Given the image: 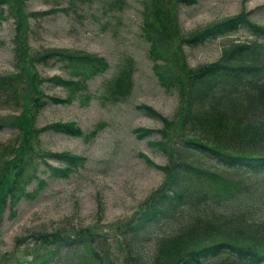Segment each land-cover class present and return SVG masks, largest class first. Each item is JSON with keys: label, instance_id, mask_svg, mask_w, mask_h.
Returning <instances> with one entry per match:
<instances>
[{"label": "rangeland", "instance_id": "374dc122", "mask_svg": "<svg viewBox=\"0 0 264 264\" xmlns=\"http://www.w3.org/2000/svg\"><path fill=\"white\" fill-rule=\"evenodd\" d=\"M11 1L13 8L18 9L12 15L5 13L0 20V76L16 75L23 66L18 61L22 58V78L28 81V75L30 81L34 80L35 91L66 98L69 95L66 88L46 81L52 75L66 76L65 63L53 60L42 63L43 54L54 50L96 55L105 59L106 67L90 76L85 88L71 96L69 102H43L37 109L32 108V90L24 84L21 98L28 113L0 109L2 121L25 116L31 124L27 135L11 125L0 129V153L4 154L0 167L5 172L8 169L9 173L18 160L25 173L14 200L5 204L1 216L0 264H31L35 254L41 257L49 248L38 244L34 239L37 234L59 235L73 231L79 232L81 237L74 240L78 246L64 260L67 264H104L103 257L110 258L109 254L116 264H140L159 254L157 250L163 244L158 242L157 245L160 237L181 228L198 210L204 212L211 205L215 213L228 214L237 207L240 194L225 199L205 196L208 199L198 204L181 206L174 218L159 220L140 254L131 250L132 245L129 248V244H120L121 231L134 224L149 200L164 189L163 180L167 176L153 164L167 167L171 162L169 156L146 143L147 139L158 138L156 132L140 138L136 129L157 130L163 133L160 140L165 146L176 147L173 136L177 122L181 121L179 114L184 102L182 95L180 98L176 92L163 89L153 74L148 43L140 30L144 0H72L73 5H69L70 0H22L19 6ZM176 1L169 3L172 19L177 22L175 32L181 37L176 47L183 50L186 65L192 70L218 60L222 51L233 43L252 39L239 29L194 47L183 45L184 38L193 32L240 11H250L251 19L264 25V0H199L193 6H182L179 14L175 11ZM34 11H44V14L29 17V12ZM16 14L20 15L22 28L25 23L28 29L29 22L30 32L28 39H22L18 37L27 33V29L20 31L15 38L20 39L19 44L13 49ZM30 56L42 62L33 65L35 62L27 61ZM27 96L29 101L25 102ZM139 105L148 106L160 119L146 114ZM63 122H73L80 134L68 135L50 129L49 125ZM27 136L33 156L24 158L23 153L29 152L28 149L17 159L12 156L13 152L20 139ZM62 152L83 157L82 164L70 169L65 177H48L44 162L61 165L42 153ZM39 153L41 155L37 156ZM191 158L192 162L217 174L223 171L209 159ZM18 172L12 173L9 180ZM33 172L29 178V173ZM244 177L245 192L255 200L253 216L264 219V173H249ZM94 235L101 238L99 243L94 241L93 244L94 239L98 240ZM222 258L202 264H221Z\"/></svg>", "mask_w": 264, "mask_h": 264}, {"label": "trees", "instance_id": "16d2710c", "mask_svg": "<svg viewBox=\"0 0 264 264\" xmlns=\"http://www.w3.org/2000/svg\"><path fill=\"white\" fill-rule=\"evenodd\" d=\"M14 1L18 6L22 3V0ZM171 1L144 0L140 30L148 43L147 54L158 84L168 92H176L180 98L182 95L184 99L179 114L181 121L179 119V123L177 122L173 136L176 138V147L165 146L160 140L163 139V133L157 130L136 129L140 138L156 132L158 138L147 139L146 143L169 156L171 162L167 167L153 164L167 176L166 180H163L164 189L156 198L149 200L146 209L141 210V214L136 217V224H131L121 231L120 244H129V248L132 245L131 250L140 254L142 248L144 249L143 243L149 241L154 232L155 224L161 219L174 218L181 206L195 205L208 198L225 199L237 193L240 194L237 197L240 203L235 209L228 214L215 213L211 205L204 212L200 213L198 210L181 228L160 237L157 245L160 242L163 244L157 250L159 254L140 264H202L220 256L224 257L221 264H264V219L253 216L255 200L245 192L247 183L244 177L249 173H264V26L251 21L249 11H240L193 32L187 39L184 38L183 45L194 47L238 29L246 30L254 39L232 44L222 51L218 60L192 70L186 65L183 50L176 47L181 37H177L175 32L177 22L172 19V10L169 8ZM198 1L177 0L175 11L179 14L182 6H193ZM73 3L72 0L69 1V5ZM17 9L18 7L13 8L11 0H0V20H3L5 13L12 15ZM43 14L44 11L29 12V17L36 18ZM14 18L17 25L11 40L12 44L15 43L13 49L17 48L20 40H15L16 35L27 29L25 23L24 28L21 27L19 14ZM27 27V33L18 38H29V22ZM40 58L43 62L37 61L34 56H30L27 61L35 62L33 65L50 60L59 64L65 63L64 68L68 71V74L65 72L66 76L52 75L46 81H51L54 86L66 88L69 95L63 98L43 94L40 90L35 91L34 80L30 81L28 75V81L22 78L24 61L19 58L18 61L23 66L18 69L16 75L0 76V109L8 108L28 113L21 98L23 90L25 92L24 84L32 90V108L37 109L43 102H69L71 96L85 88L90 76L106 67L103 57L91 54L53 50ZM28 101L29 96L25 99V102ZM138 108L157 117L148 106L139 105ZM162 121L164 124V120ZM5 125H11L25 135L31 131L30 121L26 120L25 116L15 117L12 121L0 120V129ZM49 126L60 133L80 134L73 122ZM28 139L29 136L20 139L12 156L18 159L20 154L28 149L29 152L23 153L24 158L33 156ZM42 154L44 157H52L61 165L51 166L44 162V172L50 178L65 177L70 169L80 166L83 162V157L67 152ZM2 156L4 154L0 153V159ZM192 156L209 159L220 165L223 171L219 174L210 171L192 162ZM7 171L8 169L5 172L0 167V224L5 204L14 200L15 193L20 189L19 183L25 177L23 166L18 160L9 173ZM14 172L18 173L10 181L9 176ZM33 174L34 172L29 173L28 177ZM41 182L38 179V183ZM81 231L84 232V229ZM36 237L34 239L38 244L49 248L41 257L35 254L31 264H67L64 260L68 258L71 250L78 246L74 240H80L81 234L73 231L59 235L37 234ZM93 237L98 239H94L93 244L94 241H101L98 235ZM104 257V264H116L110 254V258Z\"/></svg>", "mask_w": 264, "mask_h": 264}]
</instances>
